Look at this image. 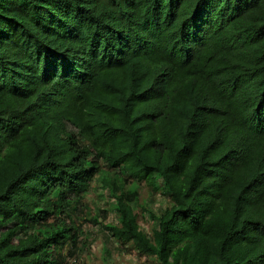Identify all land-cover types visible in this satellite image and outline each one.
Wrapping results in <instances>:
<instances>
[{
	"label": "trees",
	"instance_id": "1",
	"mask_svg": "<svg viewBox=\"0 0 264 264\" xmlns=\"http://www.w3.org/2000/svg\"><path fill=\"white\" fill-rule=\"evenodd\" d=\"M83 210L157 264H264V0H0V264H69Z\"/></svg>",
	"mask_w": 264,
	"mask_h": 264
},
{
	"label": "rangeland",
	"instance_id": "2",
	"mask_svg": "<svg viewBox=\"0 0 264 264\" xmlns=\"http://www.w3.org/2000/svg\"><path fill=\"white\" fill-rule=\"evenodd\" d=\"M149 187L142 186L140 189V202L150 209L152 212H157L159 208L166 204V198L156 193L157 200L153 201L148 193ZM100 191L90 189L88 193L84 194V207L93 214L99 213L103 219L102 209L105 207L103 204L104 199H99ZM106 196V193H105ZM107 198V197H106ZM148 199V200H147ZM151 199V201H149ZM161 203V206L160 204ZM142 210L136 209L138 215V223L146 232H150L152 228V220L148 219L145 215L141 216ZM114 214L107 212L106 220H114ZM85 213L78 212L75 215V222L81 223L84 236H87V242L82 243L78 250H76L74 258H70L69 264H157L153 258H147L139 254L130 243L123 245L119 241L111 238L107 232L98 223L85 222ZM84 240V239H83ZM86 241V240H84ZM106 248V251H103ZM125 249V250H124Z\"/></svg>",
	"mask_w": 264,
	"mask_h": 264
}]
</instances>
